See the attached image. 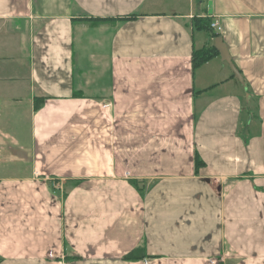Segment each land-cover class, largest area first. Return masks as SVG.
<instances>
[{
  "label": "crops",
  "instance_id": "crops-1",
  "mask_svg": "<svg viewBox=\"0 0 264 264\" xmlns=\"http://www.w3.org/2000/svg\"><path fill=\"white\" fill-rule=\"evenodd\" d=\"M197 17L241 82L218 53L193 68ZM20 54L0 264H264V0H0V60Z\"/></svg>",
  "mask_w": 264,
  "mask_h": 264
},
{
  "label": "rangeland",
  "instance_id": "rangeland-1",
  "mask_svg": "<svg viewBox=\"0 0 264 264\" xmlns=\"http://www.w3.org/2000/svg\"><path fill=\"white\" fill-rule=\"evenodd\" d=\"M197 19H202V17H197ZM11 58L12 60L10 59L4 62L0 60V69L4 66L5 67L4 69L6 70L7 74L12 75L14 77L19 76V78H22L26 74L27 60L24 58L22 54L18 55L17 57L13 56ZM20 84L21 85H20L19 98L21 104L15 115H17L19 127L22 130L25 128L26 120H27L26 117L27 115H29L28 111H29L30 93L28 86L24 85L22 80H20ZM0 115H1V120L3 121V125H1L0 128H3L4 133L9 132V128L6 126V124L8 119H11V117L8 116V111L4 106H0Z\"/></svg>",
  "mask_w": 264,
  "mask_h": 264
},
{
  "label": "trees",
  "instance_id": "trees-1",
  "mask_svg": "<svg viewBox=\"0 0 264 264\" xmlns=\"http://www.w3.org/2000/svg\"><path fill=\"white\" fill-rule=\"evenodd\" d=\"M194 26H195V28L197 30H204L206 32H209L210 36L212 38L218 37V34L214 33L212 31V29L210 28V23L207 20H202V19L195 18L194 19ZM215 55H217V52L214 49V47H212V46L210 48H205V49H202V50L195 51L193 53V58H192V66H193V68H196L199 65L207 62L211 57H213ZM38 100H40V99L34 100V102H35L34 103V108L35 109H37L39 107L40 101H38ZM135 252L137 253V252H142V251L140 249L132 251L129 254H127L124 257V259L125 260H134V259H136Z\"/></svg>",
  "mask_w": 264,
  "mask_h": 264
},
{
  "label": "water",
  "instance_id": "water-1",
  "mask_svg": "<svg viewBox=\"0 0 264 264\" xmlns=\"http://www.w3.org/2000/svg\"><path fill=\"white\" fill-rule=\"evenodd\" d=\"M213 47L216 50V52L218 53L220 60L222 62H225L229 66L233 75L241 82L240 74L238 73V71L233 66L231 59H230V56L227 52V49H226L222 39L219 36L213 39Z\"/></svg>",
  "mask_w": 264,
  "mask_h": 264
},
{
  "label": "built area",
  "instance_id": "built-area-1",
  "mask_svg": "<svg viewBox=\"0 0 264 264\" xmlns=\"http://www.w3.org/2000/svg\"><path fill=\"white\" fill-rule=\"evenodd\" d=\"M210 28L218 32L220 30L219 24L217 21L210 22Z\"/></svg>",
  "mask_w": 264,
  "mask_h": 264
}]
</instances>
